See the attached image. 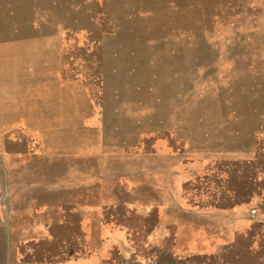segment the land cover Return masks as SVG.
I'll use <instances>...</instances> for the list:
<instances>
[{
  "label": "rangeland",
  "instance_id": "1",
  "mask_svg": "<svg viewBox=\"0 0 264 264\" xmlns=\"http://www.w3.org/2000/svg\"><path fill=\"white\" fill-rule=\"evenodd\" d=\"M52 1L0 0V264H264V183L228 180L264 155V0Z\"/></svg>",
  "mask_w": 264,
  "mask_h": 264
},
{
  "label": "trees",
  "instance_id": "2",
  "mask_svg": "<svg viewBox=\"0 0 264 264\" xmlns=\"http://www.w3.org/2000/svg\"><path fill=\"white\" fill-rule=\"evenodd\" d=\"M237 164L240 166L235 172H233L232 174L233 176H231V178L228 179L229 181L236 179V189H235L236 205L246 202L249 196L251 195V193L254 191V187L259 184L262 185L264 183V177H262L260 181L257 180L258 179L257 175L259 172L256 171V167L264 165V155L258 154L250 162H242V163L238 162ZM263 189L264 186L261 187L259 191H262ZM261 230H263V233L260 232ZM255 231L261 233V237L263 240H261L260 242L259 252H264V224L262 223L252 224L247 231V235L252 237ZM248 256L249 254H247L246 250L243 251L240 250L238 252L239 259L240 258L243 259ZM250 256L253 257V255Z\"/></svg>",
  "mask_w": 264,
  "mask_h": 264
},
{
  "label": "crops",
  "instance_id": "3",
  "mask_svg": "<svg viewBox=\"0 0 264 264\" xmlns=\"http://www.w3.org/2000/svg\"><path fill=\"white\" fill-rule=\"evenodd\" d=\"M13 1H14V5L13 6H10V8L13 9L14 11H15V8L22 9V10H27V11H29V10L32 9V6L31 5H29V4L25 5V3L26 2L29 3L30 0H13ZM52 2H56V0H54ZM57 7L58 6L55 5V8H57ZM10 16H11V18H12L13 21H10V22L8 21V23H3V24H5L7 26H10V25L13 26L14 25V23H15V16H16L15 12H14V14H10ZM22 25L29 26V25H32V23L30 21H26V22H22Z\"/></svg>",
  "mask_w": 264,
  "mask_h": 264
}]
</instances>
